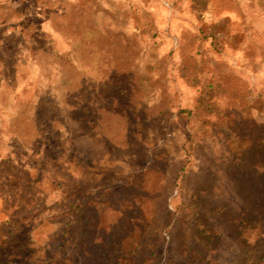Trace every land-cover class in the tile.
Wrapping results in <instances>:
<instances>
[{
    "label": "rangeland",
    "instance_id": "374dc122",
    "mask_svg": "<svg viewBox=\"0 0 264 264\" xmlns=\"http://www.w3.org/2000/svg\"><path fill=\"white\" fill-rule=\"evenodd\" d=\"M262 130L264 0H0V264H264Z\"/></svg>",
    "mask_w": 264,
    "mask_h": 264
},
{
    "label": "trees",
    "instance_id": "16d2710c",
    "mask_svg": "<svg viewBox=\"0 0 264 264\" xmlns=\"http://www.w3.org/2000/svg\"><path fill=\"white\" fill-rule=\"evenodd\" d=\"M201 99H203L201 97ZM263 126V125H262ZM258 147L259 151L263 154L264 156V131L262 130L260 133V136L258 138ZM76 211V210H75ZM198 229H202L201 235H204L203 238H201L202 243L204 246L208 248V246L214 244V236L210 235L209 230H207L203 223L198 222L197 223ZM148 227H144L142 225H138L136 228H134L131 233L125 237L121 243L120 246H116L112 249H108L110 252V257H109V264H145L144 262L136 263L135 258V250L138 246V242L140 239V236L142 235V232L146 230ZM67 232V230H65ZM64 232V234H65ZM62 234V236H65ZM263 257V256H262ZM262 257L260 258L262 260Z\"/></svg>",
    "mask_w": 264,
    "mask_h": 264
}]
</instances>
